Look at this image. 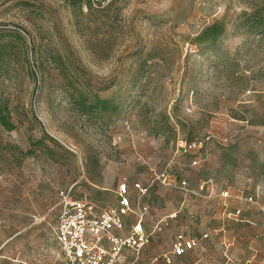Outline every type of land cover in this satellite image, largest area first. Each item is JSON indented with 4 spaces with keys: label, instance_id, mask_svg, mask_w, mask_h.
<instances>
[{
    "label": "rangeland",
    "instance_id": "rangeland-1",
    "mask_svg": "<svg viewBox=\"0 0 264 264\" xmlns=\"http://www.w3.org/2000/svg\"><path fill=\"white\" fill-rule=\"evenodd\" d=\"M124 181L139 264H264V0H0V264H62L60 192Z\"/></svg>",
    "mask_w": 264,
    "mask_h": 264
},
{
    "label": "built area",
    "instance_id": "built-area-1",
    "mask_svg": "<svg viewBox=\"0 0 264 264\" xmlns=\"http://www.w3.org/2000/svg\"><path fill=\"white\" fill-rule=\"evenodd\" d=\"M132 190L146 195L149 189L140 183L124 181L118 186L117 203L105 209L86 200L74 199L70 191L60 192V211L54 234L62 264H123V259L129 255V264H139L141 251L151 240L152 233L145 222V215L151 208L139 205L141 212L135 213ZM131 214H136L135 221L128 225L127 218ZM36 221L39 220L36 218ZM196 247V239L179 235L173 244L172 255L182 257ZM225 264L234 263L228 259Z\"/></svg>",
    "mask_w": 264,
    "mask_h": 264
},
{
    "label": "trees",
    "instance_id": "trees-1",
    "mask_svg": "<svg viewBox=\"0 0 264 264\" xmlns=\"http://www.w3.org/2000/svg\"><path fill=\"white\" fill-rule=\"evenodd\" d=\"M81 1H82V0H81ZM4 124L6 125L7 123H4ZM9 129H12V126H10Z\"/></svg>",
    "mask_w": 264,
    "mask_h": 264
}]
</instances>
